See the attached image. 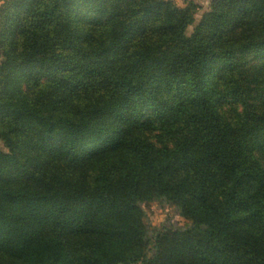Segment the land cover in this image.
Masks as SVG:
<instances>
[{"label": "trees", "instance_id": "16d2710c", "mask_svg": "<svg viewBox=\"0 0 264 264\" xmlns=\"http://www.w3.org/2000/svg\"><path fill=\"white\" fill-rule=\"evenodd\" d=\"M196 9L2 0L0 264H264V0Z\"/></svg>", "mask_w": 264, "mask_h": 264}, {"label": "rangeland", "instance_id": "374dc122", "mask_svg": "<svg viewBox=\"0 0 264 264\" xmlns=\"http://www.w3.org/2000/svg\"><path fill=\"white\" fill-rule=\"evenodd\" d=\"M188 1L194 2L197 6V9L194 13L193 24L189 25L186 29L187 34L192 31L194 24L198 22L201 15L209 8L211 0H173V2L179 7L185 6ZM1 3L2 0H0V4ZM0 149H5L1 141ZM139 205L147 214L151 232L156 231L162 226L184 228L189 225L188 220L179 214L178 208L175 205L166 202L165 200L142 202L139 203Z\"/></svg>", "mask_w": 264, "mask_h": 264}]
</instances>
